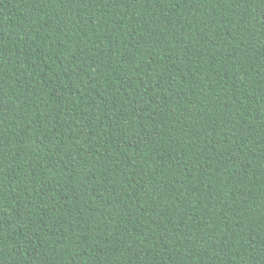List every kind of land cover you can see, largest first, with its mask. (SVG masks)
Returning a JSON list of instances; mask_svg holds the SVG:
<instances>
[{
    "label": "trees",
    "instance_id": "trees-1",
    "mask_svg": "<svg viewBox=\"0 0 264 264\" xmlns=\"http://www.w3.org/2000/svg\"><path fill=\"white\" fill-rule=\"evenodd\" d=\"M0 264H264V0H0Z\"/></svg>",
    "mask_w": 264,
    "mask_h": 264
}]
</instances>
